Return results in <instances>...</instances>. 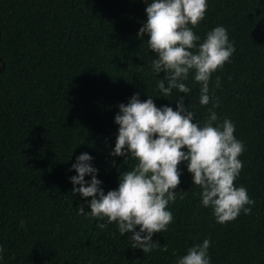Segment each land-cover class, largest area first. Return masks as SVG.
Returning <instances> with one entry per match:
<instances>
[{"label": "trees", "instance_id": "16d2710c", "mask_svg": "<svg viewBox=\"0 0 264 264\" xmlns=\"http://www.w3.org/2000/svg\"><path fill=\"white\" fill-rule=\"evenodd\" d=\"M151 3V0H148ZM193 28L202 43L217 26L227 29L236 51L213 73L222 122L230 119L245 150L235 180L255 201L251 214L219 224L201 204L187 162L180 165L173 222L153 242L167 251L133 249L115 223L92 217L89 201L72 193V169L82 153L93 157L105 194L137 161L112 157L121 103L139 93L174 110L177 90L160 96L155 59L139 29L147 19L142 0H0V264H177L190 247L210 239L211 264H264V0H207ZM145 41V42H144ZM195 51V50H193ZM185 106L203 122L201 85L194 73ZM149 95V96H148ZM186 151V149H182ZM87 181L91 176H86ZM75 187H79L76 185ZM182 191V192H181ZM181 196L183 197L181 199ZM83 206L85 214L78 213ZM21 219L24 227H20ZM139 231V226L136 229Z\"/></svg>", "mask_w": 264, "mask_h": 264}, {"label": "clouds", "instance_id": "9594fccd", "mask_svg": "<svg viewBox=\"0 0 264 264\" xmlns=\"http://www.w3.org/2000/svg\"><path fill=\"white\" fill-rule=\"evenodd\" d=\"M207 8V0H151L145 8L147 19L139 29L138 38L143 39L147 34V45L155 53L151 69L156 76L165 73L157 81L160 96L168 97L177 90L179 99L174 110L168 105L157 107L153 96L148 95L142 101L136 93L127 104L118 106L115 116L118 135L109 155L124 157L126 164L129 159L137 161L120 175L118 189L105 194L102 181L97 179L99 170L88 153L79 155L70 169L77 173L70 178L74 185L72 193L91 198L88 213L106 220L97 227L103 229L115 223L121 236L129 234L131 247L142 249L145 254L154 249L167 251L166 244L161 248L158 241L153 242V235L166 232L173 222V214L167 209L177 199L180 165L184 162L193 176V184L202 190V206L212 208L217 223L233 221L241 212L251 214V208L246 205L255 203L245 187L235 185L243 168L238 157L245 146L234 135V123L227 118L221 122L215 111L219 107L215 96V89L220 87L218 76L210 90L213 73L230 62L236 51L234 41H230L223 26L209 31L199 44L201 37L193 31L204 20ZM192 73L195 82L201 85L200 105L211 103L209 115L202 123L180 96L191 92L184 81ZM86 176H91V180L87 181ZM78 213L85 214L83 206ZM24 224L21 219L20 227ZM210 244L211 240L205 239L202 244L193 245L186 255L178 258L177 264H211ZM4 252L0 246V259Z\"/></svg>", "mask_w": 264, "mask_h": 264}, {"label": "water", "instance_id": "95a60500", "mask_svg": "<svg viewBox=\"0 0 264 264\" xmlns=\"http://www.w3.org/2000/svg\"><path fill=\"white\" fill-rule=\"evenodd\" d=\"M147 4H150L148 0H147L146 5H147ZM4 67H5V65H4V63H2V65H1V67H0V74H1V72L3 71Z\"/></svg>", "mask_w": 264, "mask_h": 264}]
</instances>
